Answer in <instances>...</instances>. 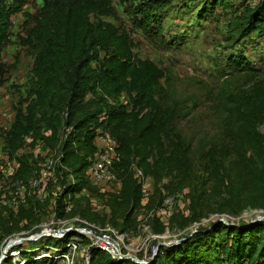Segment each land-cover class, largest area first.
Instances as JSON below:
<instances>
[{"label": "rangeland", "instance_id": "374dc122", "mask_svg": "<svg viewBox=\"0 0 264 264\" xmlns=\"http://www.w3.org/2000/svg\"><path fill=\"white\" fill-rule=\"evenodd\" d=\"M259 1L229 0L232 7H218L202 19L198 15L208 10L206 0H113L115 18L91 19L92 23L103 20L129 34L136 57L151 61L163 72L161 86L167 104L177 113L184 109L176 124L179 140L187 150V162L177 174L165 169L155 178L140 180L142 186H147L146 192H142L145 209L134 213L132 230L121 232L108 223L107 203L108 196L120 189L119 184L95 181L88 175L89 167L110 158L107 148H98L100 156L87 160L85 177L95 193L82 192L74 201L62 198L64 189L75 179L72 170L62 163L61 148L70 129L64 125L60 128L53 147L28 138L22 149L13 157L8 156L5 138L16 114L26 113L27 107L36 101L35 93L40 91L35 76L38 50L21 46L18 39L23 36V24L41 6V0H27L22 11L11 17V42L2 52V61L11 70L0 87V264L7 260L12 264H87L92 246L79 231L91 229L97 233L107 227L127 234L138 250L135 257L140 262H152L161 246L169 248L185 241L195 260L204 258L208 248L206 256L216 260L227 250L230 237L216 236L214 224L241 226L264 221L261 194L254 195L251 203L243 207L237 188L226 181L223 184L221 179L223 173L235 178L242 171L235 155L230 153L231 148L225 146L230 107L227 97L238 95L254 82L246 73L228 72L226 62L243 57L254 69L264 70V32L238 37L229 23L254 9ZM141 4L155 8L154 13L164 19V36L174 44V49L158 48L132 26L126 11ZM85 65L77 62L76 67L83 78ZM134 99L135 95L127 92L116 97L99 91L97 96L88 93L84 103L89 104L93 113L101 110L97 117L102 121L104 113L120 105L131 106ZM146 111L148 106L144 105L143 113ZM259 130L264 133V126ZM104 133L103 128L97 130L101 138ZM42 134L48 136L49 132L43 130ZM213 146L218 153L216 161L209 154ZM19 158H25L32 169L25 185L14 180ZM219 166L221 172L217 176ZM167 199L172 200L171 216L165 218L161 210ZM25 216L29 219H22ZM66 231L68 236L79 235L81 241L68 261L61 258L68 243L63 235ZM200 231L203 233L194 239ZM59 238L64 242L62 250L54 249L53 239ZM7 245L9 248L3 254ZM121 261L137 263L130 259Z\"/></svg>", "mask_w": 264, "mask_h": 264}, {"label": "trees", "instance_id": "16d2710c", "mask_svg": "<svg viewBox=\"0 0 264 264\" xmlns=\"http://www.w3.org/2000/svg\"><path fill=\"white\" fill-rule=\"evenodd\" d=\"M206 1L208 10L198 15L202 19L218 7H232L229 0ZM113 3V0H41L36 15L23 24V36L18 38L21 46L38 50L35 76L40 91L35 93L36 101L27 107L26 113L16 114L5 146L10 157L22 149L28 138L33 143L41 140L53 147L58 142L60 128L64 125L70 129L61 148L62 163L72 170L75 179L64 189L62 198L74 201L82 192L95 193L85 172L87 160L97 152L94 143L97 130L103 128L117 143L116 159L110 172L120 186L108 196V223L125 232L135 227L134 213L145 209L141 183L133 167L140 170L144 178H155L165 169L176 174L181 172L188 158L176 124L184 109L177 113L167 104L161 86L163 72L151 61L136 57L129 34L103 20L91 22L93 16L115 18ZM26 5L27 0H0V87L11 70L2 61V52L11 42V17ZM154 12L155 8L141 4L129 7L126 14L132 26L155 46L162 50L174 49V44L164 36V19ZM229 24L238 37L264 32V0ZM229 60L226 62L228 72L246 73L254 80L245 91L227 97L230 107L225 146L231 148L230 153L235 155L242 171L235 178L221 175L223 184L226 181L237 188L246 207L254 195L261 194L264 199V133L259 130L264 126V70L254 69L243 57ZM77 62L86 63L84 78L77 72ZM99 91L116 97L127 92L134 94L135 99L131 106L110 109L99 121L97 116L102 111L93 113L89 104L84 103L88 93L97 96ZM144 105L148 106L145 113ZM43 130L49 135L44 136ZM210 150V156L216 161V146ZM16 160L18 168L14 180L25 185L32 169L25 158ZM220 172L219 166L216 175ZM234 180H237L236 185ZM245 195L247 197H243ZM212 230L216 236L230 237V244L219 259L207 257L208 248L204 250V258L195 260L185 241L169 248L161 246L153 261L145 264H264V221L241 226H224L217 222ZM202 233L195 234L194 239ZM72 236L65 235L66 242ZM61 240L53 239L54 249L62 250L64 242ZM5 264L12 261L7 260ZM89 264L140 263L113 260L92 247Z\"/></svg>", "mask_w": 264, "mask_h": 264}, {"label": "built area", "instance_id": "2783aa9c", "mask_svg": "<svg viewBox=\"0 0 264 264\" xmlns=\"http://www.w3.org/2000/svg\"><path fill=\"white\" fill-rule=\"evenodd\" d=\"M100 136H101L100 134H97L95 138L94 143H95L97 152L93 156H97L98 158L100 156L98 148L105 147L109 151L108 154L110 155V158L105 159V162L103 164H94L91 167H89L88 175L91 177V179L95 181H116L117 182L113 174H111L110 172L111 164L113 160L116 159V149H117L116 140L113 137H111L107 132L104 133V138H101ZM133 171H134L135 177L140 182V180L144 178L142 172L136 169L135 167H133ZM141 188H142V192L145 193L147 190V186L141 185ZM171 203H172L171 199H167L164 202V209L161 210V215L165 218H168L171 216V211H170ZM67 232L68 231L63 232L64 233L63 235L68 234ZM80 233L84 234L85 237H87V239L90 240L91 246L93 248H96L106 253L113 260L121 261L124 259H130L137 263L140 262L135 257L138 250L135 249L131 245L126 233H117L109 227H107L104 230H99L97 233H95L91 229H82L81 231H79V234ZM80 244H81V241L79 237L77 235H73L69 239L67 246H66V252L61 255V258L64 259L65 261H68L69 256L76 252V250L80 247ZM140 264H145L144 259L142 260Z\"/></svg>", "mask_w": 264, "mask_h": 264}, {"label": "water", "instance_id": "95a60500", "mask_svg": "<svg viewBox=\"0 0 264 264\" xmlns=\"http://www.w3.org/2000/svg\"><path fill=\"white\" fill-rule=\"evenodd\" d=\"M257 221H260V220H257ZM8 248H9V245H7V246L4 248L3 254L6 253V251H7ZM139 263H141V262H139Z\"/></svg>", "mask_w": 264, "mask_h": 264}]
</instances>
